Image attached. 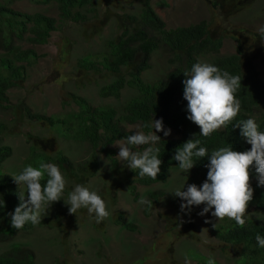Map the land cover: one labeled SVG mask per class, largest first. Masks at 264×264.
Returning a JSON list of instances; mask_svg holds the SVG:
<instances>
[{"label": "rangeland", "instance_id": "374dc122", "mask_svg": "<svg viewBox=\"0 0 264 264\" xmlns=\"http://www.w3.org/2000/svg\"><path fill=\"white\" fill-rule=\"evenodd\" d=\"M115 1L111 0L109 5H116ZM118 1L122 11L126 12L134 10L137 5V0ZM217 2L228 5L224 0ZM100 3L104 5L103 1ZM149 3L165 28L204 20L210 30L220 33L226 29L227 32L222 36V54L234 50V41L230 37L233 30L244 31L247 36L241 38L242 51L250 55L259 75H264V36H255L264 27V0H240L239 5H246L231 12L227 10L229 7L215 5L212 0H149ZM9 6L25 13L39 12L53 17L58 26L50 31L42 43L28 42L27 31L21 39L13 37L15 46L31 48L35 57L23 62L24 77L6 90L8 103L22 104L32 113L55 116L64 123L49 127L45 122L32 120L26 115L17 120L10 109L0 107V122L7 126V130L0 133V146L9 147V154L0 163V170L16 176L36 159V155H40L37 146H34L35 152H30L31 139L28 134L41 139L39 148L49 155L46 163L56 164L57 154L62 153L72 165H79L86 163L94 152L95 167L94 164L90 165V160L86 163L87 170L94 167V174L86 178L83 185L98 191L108 202L110 215L94 225L95 217L86 209L70 214L66 204L68 194L77 183L60 167L69 184L62 199L55 202L43 216L51 224L16 231L10 239L0 242V251L11 244H18L32 252L35 264H198V260L209 264L210 259L197 253L213 257L211 260L214 264H242L235 251L227 250V254H219L220 242L211 229L220 220L211 215L212 210L200 215L204 207L202 204L199 208L193 206L189 214L181 211L180 204L183 201L171 193L182 188L185 182L193 184L196 181L186 176V172L184 175L179 166L168 169L165 182L142 185L131 180L127 163L118 156L117 145L124 141L116 140L109 145L114 151L113 158L117 165L112 172L105 151L99 146L91 148L87 141L79 139L76 114L82 105L75 102L72 95L94 107L112 106L120 113L134 92L124 87L117 98L101 97L98 88L107 83L109 77L92 70L79 72L76 66L77 61L85 55H89L94 62L101 60L104 38L115 30L113 20H103L102 10L97 11L99 14L94 18H91L90 13L86 14L87 20L82 22L61 19L52 2L11 0ZM93 24L98 26L97 33L89 31ZM168 57L169 54L163 48L152 53L149 57L150 67L141 74L142 79L162 77L171 67L166 62ZM205 58L203 62L212 63L214 60V56ZM120 123L133 134L141 131L137 123ZM177 136V133L170 131L167 137ZM128 179L133 186L131 191L125 185ZM204 181V178H199L197 186H201ZM14 184L27 199L26 186L18 185L15 181ZM186 189L184 185L183 190ZM142 198L151 200L153 206L146 207L147 204L139 203ZM118 213L122 214L124 223L133 225L131 229L114 222Z\"/></svg>", "mask_w": 264, "mask_h": 264}, {"label": "trees", "instance_id": "16d2710c", "mask_svg": "<svg viewBox=\"0 0 264 264\" xmlns=\"http://www.w3.org/2000/svg\"><path fill=\"white\" fill-rule=\"evenodd\" d=\"M33 1L54 3L61 19L82 22V20H87L86 14L90 13L91 18H94L99 14L97 11L102 10L103 20L111 18L114 22V32L104 38L101 60L94 62L89 55H85L77 61L76 66L79 72L92 70L104 74L103 77L106 75L109 77V81L98 88V94L101 97L112 96L117 98L119 91L124 87L131 88L134 92L130 94L131 96L121 108L122 112L120 113H117V110L112 106L94 107L82 98H76L72 95L73 100L82 105L76 114L78 119L76 129L79 139L87 141L91 148L99 146L105 151L112 172L115 171L117 165L113 158L114 151L109 145L116 140L125 141L128 135L133 134L131 130H126L120 122L137 123L141 131L148 132L151 129L142 127V125L150 124L152 118L162 119L165 129H170L178 134L177 137L169 138L164 136L163 131L156 133L161 137L158 147L160 148L159 158L162 161L161 170L156 180L147 176L141 177L138 170L129 168L128 174L131 175V180L142 185L165 182L169 167L173 164L179 166L178 161L174 160L175 152L182 148L183 143L192 138L200 139L201 145L208 148L209 153L229 144L236 151L250 149L251 146L241 136L238 127L229 125L226 129H220L208 137H203L200 135L199 127L187 119L189 115L187 101L183 96V81L187 77L184 74L190 73L194 63L199 62V60L204 61L206 60L205 57L213 56L214 53L218 52L221 44L222 35L208 29L205 21L165 28L163 21L155 14L149 0H137L135 9L128 12L122 11L118 0H114L116 5L113 4V7L109 5L111 0ZM102 1L105 7L104 5L101 6L100 2ZM224 1L231 2L232 10L236 8L233 5L235 0ZM10 2L11 0H0V50L2 51L0 52V107L10 109L13 117H17V120L26 115L32 120L45 122L49 127H53L57 123L63 125L64 121L56 119L55 116L32 113L22 104L8 103L6 90L24 77L23 62H28L29 59L35 57V52L31 48L15 46L12 43L13 37L21 39L27 31L29 34L26 38L28 42L31 44L42 43L47 39L50 31L55 30L58 26L53 17L39 12L25 13L14 10L9 6ZM115 6L117 8L113 9ZM239 7L240 5L237 9ZM97 28V25H91L90 33H97ZM220 32L225 34L227 30L223 29ZM246 36L242 30H233L230 36L234 41L233 52L226 56L214 57L211 64L218 66L221 70L228 71L232 75L242 77L241 89L237 93V98L241 102V111L233 123L254 118L260 126V130L264 131V75H259L260 72L252 63L250 55L242 51L241 38ZM255 36L260 37L261 34H255ZM162 48L169 54L166 62L171 65L170 69L162 77L142 79L141 74L150 67V55ZM5 130H7V126L0 122V133ZM28 137L31 139L30 152H35L34 146H37L40 154L36 155V159H33L30 165L39 167L41 161L46 162L49 159V155L39 148V144H42L41 139L29 134ZM135 150L143 151V146ZM8 154L9 147L7 145L0 146V163ZM89 158L90 165L94 164L95 167L94 152ZM55 162L59 167L66 170L67 174L77 184L83 185L86 178L94 174V167L87 170V162L72 165L62 153L57 154ZM208 162L207 156L200 158L188 172V175L186 173V176H190L196 181L193 184L197 185L201 177L206 180ZM181 172L185 175V172ZM251 184L254 195L247 209L250 215L246 216L245 226L241 227L235 221L225 218L216 223L211 232L220 242H218L220 244L219 254H227V250L235 251L237 252L236 257H240L239 261L242 264H264V247H260L256 241L257 234L264 238V185L258 184L254 172ZM125 185L130 191L133 190L129 179L126 180ZM188 185L185 182L186 188ZM149 194L151 195V193ZM19 195L21 194L15 187L12 176L0 170V242L10 239L18 231L11 227L10 213L14 212L15 207L18 206ZM194 207L199 208V206ZM114 222L124 224L127 229L133 227V225L123 222L121 213L117 214ZM48 223H50L49 219L42 217L40 224L32 225L29 223L21 230L26 231L34 226L49 225ZM95 223H97L96 219H93V224L95 225ZM190 224L189 228H191ZM197 254L203 258H213ZM0 264L35 263L33 262V254L29 249L18 244H11L9 248L0 251ZM198 264H204V262L198 260Z\"/></svg>", "mask_w": 264, "mask_h": 264}, {"label": "clouds", "instance_id": "9594fccd", "mask_svg": "<svg viewBox=\"0 0 264 264\" xmlns=\"http://www.w3.org/2000/svg\"><path fill=\"white\" fill-rule=\"evenodd\" d=\"M212 1L215 5L229 7L227 10L231 12L238 10L240 0L233 2L236 6L233 10L231 2H227L228 5H226L218 4L217 0ZM243 4L241 3L239 8ZM259 31L264 36V27ZM220 34L224 35L221 32ZM221 45L222 38L218 52L213 54L214 57L228 55V53L220 52ZM184 75L187 77L183 81V96L187 101L189 113L187 119L199 127L200 135L208 137L213 132L232 125L240 129L241 136L251 147L249 150L236 151L229 144L209 153L208 148L201 145L200 139L187 140L182 144V148L175 152L174 160L178 161L183 172L188 173L198 159L207 156L209 161L206 165L207 178L199 187L189 184L187 189L183 190L184 183L182 188L171 194L184 201L180 208L185 214H189L193 206L203 204L200 215L212 210L211 215L217 220L228 218L244 227L247 209L254 195L251 184L253 172L258 184L264 185V131L260 130L254 118L233 123L241 111V102L237 98V93L241 89L242 77L240 75H232L218 66L201 60L192 65L190 73ZM142 127H148L151 131H135L134 134L128 135L124 142L117 145L119 147L118 156L121 161L127 163L128 168L138 170L141 177L147 176L156 180L162 164L158 147L161 137L156 133L163 131L164 136H168L172 130L164 128L162 119L153 118L150 124L142 125ZM141 146H143V151L135 150ZM12 177L18 185L26 186L27 190V199H25V194L19 195V204L14 212L10 213L11 227L16 230L23 229L29 223L40 224L42 217L47 214L51 206L62 199L69 184L59 165L43 161L39 163V167L28 165L18 175ZM139 203L153 206L151 200L144 198ZM66 204L69 206L70 214H76L83 208L90 215H94L97 223L110 215L108 202L98 194V191L81 184H77L69 192ZM256 241L260 247H264V238L259 234L256 236ZM209 264H214V261L210 259Z\"/></svg>", "mask_w": 264, "mask_h": 264}]
</instances>
